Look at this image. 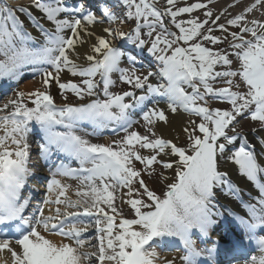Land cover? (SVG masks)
Here are the masks:
<instances>
[{
    "label": "snow or ice",
    "instance_id": "1",
    "mask_svg": "<svg viewBox=\"0 0 264 264\" xmlns=\"http://www.w3.org/2000/svg\"><path fill=\"white\" fill-rule=\"evenodd\" d=\"M176 2L165 0L164 6H158V0H121L125 9L122 15L104 6L102 20L84 3L71 7L66 0H33L32 5L24 7L0 0V79L18 80L28 68L38 71L42 78L40 88L28 93L17 91L14 99L0 105V113H6L0 114V224L20 221L16 226V247L11 238H0V251L10 253L12 264H91L93 258L96 264H176L175 259L162 256L157 249L170 246L172 239L177 238L184 250L181 264H216L215 258L224 247L220 239L204 248L197 246V239L209 237L224 217L214 189H226L228 194L239 192L228 173L218 167V159L238 140L242 142L227 158L238 166L240 174L254 182L258 195L242 204L244 215L229 210L244 234L233 240L229 250L238 253L244 264H264V165L258 160L255 145L236 128L241 122L238 117H244L259 122L264 131V21L248 20L246 16L264 0H255L226 23L218 21L227 8L214 19L213 12L207 10L202 21H178L177 17L184 13L207 8L212 0L182 7H176ZM32 8L42 12L53 25L45 28L36 18L43 36L41 42L18 16H31ZM166 17L178 31L165 24ZM105 20H119L121 24L134 21V26L127 32L119 27H104V35L95 36L89 26ZM210 21L212 26L205 28ZM229 26L239 31L229 32ZM145 27L147 40L142 33ZM217 29L227 32L231 40L213 35ZM85 36H95V43L83 53L85 63L81 64L77 63L81 57L77 47L89 43ZM115 38H126L150 53L160 62L158 71L143 75L134 68L121 67L125 56L133 65L137 60L115 46ZM224 41L231 51L205 45ZM233 58L238 63L236 68H232ZM217 66L222 70H216ZM65 71L82 79L79 83L62 80ZM116 72L120 73V81L138 90L139 95L133 90L111 91L116 84L112 74ZM150 77H159L163 82L152 83ZM236 77L241 78L239 82ZM218 80L226 86L214 87L213 82ZM241 83L245 86L243 91L239 90ZM53 84L61 93H74L81 102L57 105L50 91ZM157 96L166 98L171 113L182 110L191 114L183 127L188 139L186 147L154 131L156 122H168L164 109L148 107ZM85 97L92 99L85 101ZM213 101H226L231 107L213 108ZM29 102L33 106L29 107ZM136 109L149 126V134L129 131L134 123L130 113ZM191 116L201 119L197 122ZM85 122L92 124L94 130L115 123L125 135L109 144L93 143L77 134V127ZM33 123L42 131L41 158L48 161L55 151L79 165L74 168L61 161L56 167L46 184L49 195L43 201L56 205L50 210L54 214L45 216L37 205L40 217L35 225L23 215L31 202V195L25 196L23 190L29 177L35 175L34 168L29 167L32 161L27 142ZM260 144L264 145V138ZM141 150H148L149 154L143 155ZM135 162L143 168L138 169ZM156 165L165 170L175 167L174 177L159 174L161 181L171 180L159 194L145 180V175H156ZM57 174L78 180L76 199L68 196L72 186L62 183ZM118 197L120 205L116 203ZM123 205L133 210L132 218L125 216ZM81 216L95 218L97 252L82 251L88 242L81 236L88 228L78 226L83 224ZM68 219L75 222L65 226ZM45 232L64 239L56 242ZM253 241L258 255L250 254Z\"/></svg>",
    "mask_w": 264,
    "mask_h": 264
},
{
    "label": "bare ground",
    "instance_id": "2",
    "mask_svg": "<svg viewBox=\"0 0 264 264\" xmlns=\"http://www.w3.org/2000/svg\"><path fill=\"white\" fill-rule=\"evenodd\" d=\"M103 1H105V0H103ZM197 2L207 3V0H177L176 7L191 5V4L197 3ZM254 2H255V0H239V3H235V0H212V3L208 4L207 8L196 9L192 13H184L181 16L177 17V20L178 21L179 20L187 21L189 19L199 18L202 21L205 19L204 13L207 10H211L213 12V19H214L216 15H219L225 8H227V12L224 15H222L221 19L218 21V23H222V22L226 23V21L228 19H231L235 15L243 12L246 7L253 4ZM233 4H235V6L229 7V5H233ZM98 5H101V4L99 3ZM246 16H247L248 20L258 19V20L264 21V3L260 4L251 13H247ZM100 18L102 19V16H100ZM209 24H211V21L209 22ZM114 26H116V25H114ZM131 26H132V24L129 23V24H120L119 27L121 30L125 29L127 31V29H129ZM104 27H111V26L107 23L106 24L105 23H102V24L98 23L94 26L93 25L89 26L90 30L94 32L95 36L104 35V32L102 31V29ZM206 27H209V25H206L205 28ZM231 31H239V29L235 26H231L230 32ZM224 34L225 33L223 32V34H220V35H224ZM95 36H93L91 39H89L87 36H85V39L89 40V43H86L83 46L77 47V52L81 53V57L79 59H77V63H81V64L85 63V61L83 60V53H85L89 50L91 43H95ZM74 59H75V57H74ZM156 79L157 78H153L151 80V82L153 83V81ZM37 82H38V79H35V80L30 79L29 81L24 82V84H22L20 86V88L25 89V88H27L26 86H34L35 84H37ZM37 85H40V84H37ZM161 103H164V104L159 105V108H162L165 110V112L168 116V122L167 123L156 122L154 131L156 132L157 135H161V136L165 137L166 139H171V140H173L174 143L177 144L180 141L187 138V135L183 132V127L186 125V123L190 117V114L185 113L182 110L173 114L168 110L166 100H163ZM191 119L194 120V118L192 116H191ZM263 134H264V132H263ZM177 158L178 157H165V159H177ZM221 160H222L221 161L222 167L225 170L233 173L234 175H237V177L239 178L240 181H242L244 183H248L247 178L244 175L239 173L237 165H235L234 163H226L224 156L221 157ZM165 175L168 177H174L175 167L173 169L166 170ZM64 181L66 182V180H64ZM70 190L72 192L71 195L72 194L75 195L74 186H72L70 188ZM159 190H161V189L159 188ZM156 191H158V190L156 189ZM222 199L226 202H231L230 198L222 197ZM231 205H233V204H231ZM240 210L242 211V209H240ZM45 235H48V234H45ZM48 236L50 239H52L56 242H60L63 239V238H61L57 235H54V234L48 235ZM65 242H68V241L65 240ZM162 256H164V255H162ZM0 264H12L11 255L6 250L0 251Z\"/></svg>",
    "mask_w": 264,
    "mask_h": 264
},
{
    "label": "rangeland",
    "instance_id": "3",
    "mask_svg": "<svg viewBox=\"0 0 264 264\" xmlns=\"http://www.w3.org/2000/svg\"><path fill=\"white\" fill-rule=\"evenodd\" d=\"M240 79L241 78H235V80L236 81H240ZM122 83V82H121ZM125 87H127L128 86V84H126L125 83V85H124ZM130 86V85H129ZM222 86H224V85H222ZM33 87L34 86H32V87H30V89H27V90H34L33 89ZM119 87V86H118ZM242 88H244V85L241 83V85H240V89L239 90H242ZM234 90H237V89H234ZM56 93H57V95H58V97L61 99V100H65L64 99V97L65 96H67L68 98L67 99H70V95H66V94H63V93H61L60 92V90L59 89H56ZM71 96H73V95H71ZM73 101H75L74 99H72ZM222 105V104H221ZM221 105H219V106H221ZM229 108L231 107L230 105L228 106ZM241 122H240V124H238V125H236V127H239V128H242V129H244V128H248V130H249V127L250 128H257L258 126H259V122H254V121H251L250 120V118L247 120V119H245V120H240ZM243 121V122H242ZM145 126V125H144ZM143 126V132L146 130L147 131V128L146 127H144ZM179 144L182 146V147H186L187 146V144H188V139L186 138V139H184V140H182V141H180L179 142ZM161 169V168H160ZM163 171H161V170H159V168H156V175L155 176H153V177H149V176H147V175H145V177L148 179V180H150V183H151V187L152 188H154L155 190L157 189L159 192H162L163 190H164V188H165V183H164V181H161V179L159 178V174L160 173H162ZM161 189V190H159V188ZM125 210L126 209H128V207H127V205L126 206H124L123 207Z\"/></svg>",
    "mask_w": 264,
    "mask_h": 264
}]
</instances>
